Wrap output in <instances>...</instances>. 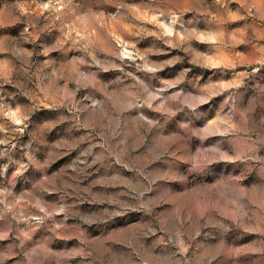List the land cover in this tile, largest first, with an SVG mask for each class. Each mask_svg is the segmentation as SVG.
<instances>
[{"label": "rangeland", "instance_id": "374dc122", "mask_svg": "<svg viewBox=\"0 0 264 264\" xmlns=\"http://www.w3.org/2000/svg\"><path fill=\"white\" fill-rule=\"evenodd\" d=\"M0 264H264V0H0Z\"/></svg>", "mask_w": 264, "mask_h": 264}]
</instances>
